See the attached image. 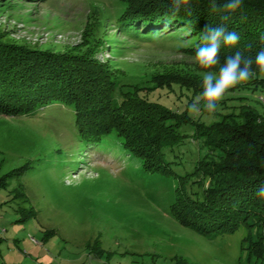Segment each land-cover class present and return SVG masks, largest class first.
Returning a JSON list of instances; mask_svg holds the SVG:
<instances>
[{
  "label": "rangeland",
  "instance_id": "374dc122",
  "mask_svg": "<svg viewBox=\"0 0 264 264\" xmlns=\"http://www.w3.org/2000/svg\"><path fill=\"white\" fill-rule=\"evenodd\" d=\"M124 1L0 0V34L95 57L118 85L119 97L109 99L113 108L120 94L137 86L148 103L190 118L178 128L169 114L162 118L175 127L176 144L151 157L166 162L168 174L148 172L116 132L86 140L63 102L0 115V264H264L253 251L255 224L205 236L171 210L178 193L202 201L207 191L209 179L194 171L208 152L197 128L240 121L245 108L264 115V83L242 82L216 113L190 116L186 107L200 94L193 86L202 89L199 73L205 71L194 59L200 38L185 28L149 30L123 21ZM169 81L182 85L163 84Z\"/></svg>",
  "mask_w": 264,
  "mask_h": 264
},
{
  "label": "trees",
  "instance_id": "16d2710c",
  "mask_svg": "<svg viewBox=\"0 0 264 264\" xmlns=\"http://www.w3.org/2000/svg\"><path fill=\"white\" fill-rule=\"evenodd\" d=\"M225 2L216 0L218 6ZM124 3L128 6L120 18L149 26V30L161 26L172 32L185 28L190 36L198 38L208 25L223 23L229 30H235L241 39L234 47H221V64L237 50L254 59L264 49V41L260 39L264 35V0H243L242 7L231 13L222 7L212 11L210 0H189L191 14L182 8L175 16L169 12L171 0ZM223 15L229 19L222 21ZM253 67L256 68L255 64ZM106 69L105 64L77 47L63 52L40 49L5 40L0 34V115L20 116L63 102L73 110L80 135L86 140L98 141L116 132L125 140V147L143 159L148 172L168 174L170 167H166V162L157 158L156 163L151 157L152 151L158 149L163 155V145L176 144L171 141L176 135L175 127L171 130L162 118L169 114L177 128L191 119H180L174 112L148 103L138 96L137 86L120 94V105L113 108L109 99L114 94L119 97L118 85L109 78ZM254 80H259L256 85L264 83V73L258 71ZM170 83L182 85L178 81L163 84ZM193 87L195 92L202 91ZM239 117L240 121L216 120L210 126L197 128L208 152L194 171L209 179L207 191L202 201L178 193L171 210L183 226L205 236L232 233L240 224H255L258 237L253 251L264 261V198L255 195L257 188L264 185V115L245 108Z\"/></svg>",
  "mask_w": 264,
  "mask_h": 264
},
{
  "label": "clouds",
  "instance_id": "9594fccd",
  "mask_svg": "<svg viewBox=\"0 0 264 264\" xmlns=\"http://www.w3.org/2000/svg\"><path fill=\"white\" fill-rule=\"evenodd\" d=\"M188 5L189 0H171L169 12L175 16L183 8L191 14ZM242 5L243 0H226L222 6H218L216 0H210L212 11H218L222 7L226 13H231L240 9ZM228 19V15L221 16L222 21ZM240 39V35L235 30H229L223 23L215 27L208 25L201 32V43L195 50L194 59L197 66L205 71L199 73L202 91L186 107L190 116L216 113L220 108V102L230 89L255 78L258 71L264 73V49L259 50L254 59L237 50L233 55L225 57L221 64L219 55L221 47H234ZM260 39L264 41V35H261ZM246 47L251 49V45ZM217 65H220L218 71H213L212 69H215ZM255 195L264 198V185L257 188Z\"/></svg>",
  "mask_w": 264,
  "mask_h": 264
},
{
  "label": "built area",
  "instance_id": "2783aa9c",
  "mask_svg": "<svg viewBox=\"0 0 264 264\" xmlns=\"http://www.w3.org/2000/svg\"><path fill=\"white\" fill-rule=\"evenodd\" d=\"M35 41V40H34Z\"/></svg>",
  "mask_w": 264,
  "mask_h": 264
}]
</instances>
